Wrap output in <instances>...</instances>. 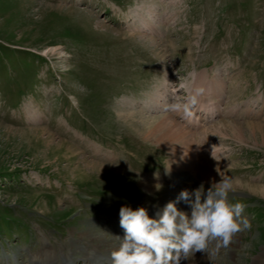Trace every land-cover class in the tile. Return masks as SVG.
I'll return each instance as SVG.
<instances>
[{
    "label": "rangeland",
    "instance_id": "obj_1",
    "mask_svg": "<svg viewBox=\"0 0 264 264\" xmlns=\"http://www.w3.org/2000/svg\"><path fill=\"white\" fill-rule=\"evenodd\" d=\"M198 85L220 111L187 126L176 115L198 109L183 104ZM163 116L210 176L186 183L227 176L245 205L251 227L216 261L264 264V195L249 187H264V0H0V264H64L75 228L110 234L121 205L162 207L190 172Z\"/></svg>",
    "mask_w": 264,
    "mask_h": 264
},
{
    "label": "clouds",
    "instance_id": "obj_2",
    "mask_svg": "<svg viewBox=\"0 0 264 264\" xmlns=\"http://www.w3.org/2000/svg\"><path fill=\"white\" fill-rule=\"evenodd\" d=\"M194 102V97L187 98V105ZM168 108L182 110L177 103ZM183 115H190L186 107ZM232 188L227 176L210 182L207 189L201 182L191 191L180 190L173 200L157 207L151 217L143 206L121 205L118 216L123 236H115L119 243L109 253L111 264H181L190 253L204 252L211 240L227 246L234 234L251 227L249 219L242 215L245 205L229 202ZM181 201L188 206V212L177 209Z\"/></svg>",
    "mask_w": 264,
    "mask_h": 264
},
{
    "label": "bare ground",
    "instance_id": "obj_3",
    "mask_svg": "<svg viewBox=\"0 0 264 264\" xmlns=\"http://www.w3.org/2000/svg\"><path fill=\"white\" fill-rule=\"evenodd\" d=\"M203 85H207V84H203ZM187 89H188V91L186 92V97H187L188 92L190 94H192L194 96V99L195 100L197 99L196 102L198 103V109L192 108V109H194V111L187 110L190 113V115H188V116H184L183 111L179 112V113H181V116H178V113L176 112L177 118L180 117V119L178 118L179 120H182L183 123L186 124L187 126H192V127H196V125H198L204 121L205 122L206 121H209V122L214 121V119L216 118L215 113L216 112L219 113V111H220L218 104L207 103L205 101L202 102L201 99H198L200 97V94L203 91L202 86L198 85L197 88H196V86L195 87L192 86V90L190 88H187ZM185 103L186 102L184 100L183 104H185ZM183 104H181V105H183ZM157 121H158L157 123L155 122L156 128L159 131V133L160 132L162 133L161 138H163V140L164 139L167 140L172 134H174V136H176V143H178V147H179L178 150L181 151L179 153L180 154L182 153L183 155L186 154L185 156H187L186 159L189 161L188 163H189V167H190V172L183 174V178L185 180L183 186L181 183L177 182L176 180L175 181L177 184L174 183L173 181L171 182V184L175 187V190H174V192H172L170 197L161 198V201H163L162 204H165L167 201L173 200L177 196V194L180 192V191H178V187H180L181 190L182 189H188L189 191H191L193 188L197 187L196 185H194L193 182L196 181V179L198 177H199V179H202V181L209 182L210 176H209V174L205 173L204 170H202V169L199 170V168H198L197 164H198V159H199L198 158L199 157V151L197 148V146H198L197 141H196V138L193 136V133L186 130V128H184L178 122L173 120L172 117L170 118V116H163L162 118L160 117V119ZM218 124H221V123L219 122ZM248 126L250 129H255L261 125L249 124ZM229 127L234 134L241 132V126L239 128H238V126L233 127V124H232ZM188 128H190V127H188ZM190 129L194 130L195 128L194 129L190 128ZM162 131H164V132H162ZM205 134H207V133H205ZM43 140L45 141L44 143L46 145L52 144V147L50 145H48V146H50L52 148V150H54V151L55 150L61 151V146H63V144H64L63 141H59V143H53L54 138L51 135L48 138H45ZM186 142H189V143H186ZM90 165L91 164H89V163H86V164L80 163L75 168V170L76 171H84V168L88 169L90 167ZM91 166H95V164L91 165ZM104 168L100 167V169H104ZM186 180L193 181V182L187 184L188 182L186 183ZM162 181H166V180H162ZM164 183H166V182H164ZM142 184L145 187V189H147L150 192L156 189V185H154V186L149 185L146 182H144ZM186 185H188V186H186ZM249 187L253 190V192L260 193V194L264 195V187H256V186L251 187L250 185H249ZM181 205H182L181 202H179V203H177L176 207L178 210L183 211L181 209V207H183V206H181ZM146 209H147L148 215L150 217L156 211V209H148V208H146ZM111 220H112L111 223L114 224L115 227H113L110 234L105 233V232L103 233L101 230H98L97 227L95 228V227H92L91 225L83 226V227L80 226L79 228H75L72 232H75L78 234V239H77V242H74L72 245H70L71 251L69 252L68 259L64 264H83L84 261H88V264H111V259H110L109 253L119 243V241L117 240V238L115 236H121V237L123 236V229L119 225V218L114 219V217H112ZM112 233H114V234H112ZM111 234L114 236H112ZM211 245H213V246H211ZM221 246H222V244H218V242L216 240H211L208 242L206 249L204 250V256L203 257L200 254V253H202L201 251L192 252L189 254L188 260L181 261V264H199V263L201 264L202 263L201 258L203 259L205 257L207 258V261H208V262H206V264H219L218 263L219 261H216V257H214L215 256L214 254H216L218 251H220L219 249H221ZM55 262L56 261L54 260V262H52L51 264H54ZM255 262L257 264H259L260 257H259V259H256Z\"/></svg>",
    "mask_w": 264,
    "mask_h": 264
}]
</instances>
